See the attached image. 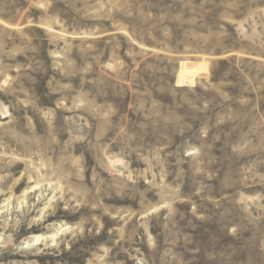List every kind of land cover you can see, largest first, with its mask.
<instances>
[{
	"label": "rangeland",
	"instance_id": "1",
	"mask_svg": "<svg viewBox=\"0 0 264 264\" xmlns=\"http://www.w3.org/2000/svg\"><path fill=\"white\" fill-rule=\"evenodd\" d=\"M0 264H264V0H0Z\"/></svg>",
	"mask_w": 264,
	"mask_h": 264
},
{
	"label": "bare ground",
	"instance_id": "2",
	"mask_svg": "<svg viewBox=\"0 0 264 264\" xmlns=\"http://www.w3.org/2000/svg\"><path fill=\"white\" fill-rule=\"evenodd\" d=\"M34 241V240H33Z\"/></svg>",
	"mask_w": 264,
	"mask_h": 264
}]
</instances>
